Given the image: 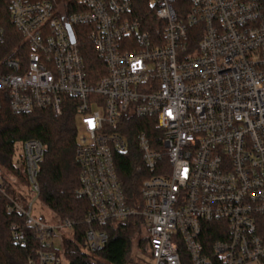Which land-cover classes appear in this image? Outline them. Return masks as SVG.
Masks as SVG:
<instances>
[{
    "label": "built area",
    "instance_id": "obj_1",
    "mask_svg": "<svg viewBox=\"0 0 264 264\" xmlns=\"http://www.w3.org/2000/svg\"><path fill=\"white\" fill-rule=\"evenodd\" d=\"M5 1L22 48L4 56L0 27V125L6 106L61 116L65 99L74 100L89 250L108 244V224L139 217L153 264H183L182 250L192 264H264L262 0H155V33L132 0ZM85 38L106 72L96 81L81 53ZM127 118L154 119L162 133L157 149L146 133L137 138L148 174L141 209L128 205L116 168L130 148L120 132ZM18 151L17 175L8 177L16 197L4 190L0 165V194L25 219L10 226L13 243L26 248L31 229L43 249L29 264H66L74 223L33 216L45 146L27 140Z\"/></svg>",
    "mask_w": 264,
    "mask_h": 264
},
{
    "label": "trees",
    "instance_id": "obj_2",
    "mask_svg": "<svg viewBox=\"0 0 264 264\" xmlns=\"http://www.w3.org/2000/svg\"><path fill=\"white\" fill-rule=\"evenodd\" d=\"M155 0H132L136 18L141 20L148 31L156 32V17L146 9ZM264 5V0H262ZM155 25V27H154ZM0 27L5 30L6 42L3 54L17 58L22 48V37L11 21L9 7L0 0ZM88 74L91 80H99L106 72L88 38L81 44ZM74 100L65 99L61 116L51 111H38L30 115H15L6 106L0 125V165L5 169L4 190L15 195L7 175H17L14 159L18 144L27 140H38L45 146V156L40 165V200L54 213L56 218L70 219L74 223L72 233L64 245L66 264H129L132 238L144 228L141 218H132L118 224H108L104 230L109 235L108 244L99 252H91L86 240L88 226L84 223L90 210V203L77 196L80 188V166L76 159L78 127ZM154 119L127 118L120 128L129 142V150L116 156V168L130 207L141 209L142 188L148 177L138 150L137 138L146 133L154 148H159L162 133L157 130ZM23 183L26 181L23 180ZM10 201L0 194V264H29L28 258L43 249L34 231L27 229L29 244L26 248L14 245L12 224L23 225L25 219L16 212L9 211ZM264 235V220L262 222ZM147 250H148V239ZM140 240L139 247L145 243ZM183 264H192L186 250H182ZM214 264H217L214 262Z\"/></svg>",
    "mask_w": 264,
    "mask_h": 264
},
{
    "label": "rangeland",
    "instance_id": "obj_3",
    "mask_svg": "<svg viewBox=\"0 0 264 264\" xmlns=\"http://www.w3.org/2000/svg\"><path fill=\"white\" fill-rule=\"evenodd\" d=\"M155 4V1L153 2ZM153 10L152 5L148 6L146 9V12L149 14ZM20 152L18 151L16 154V157L14 161L16 162L19 158ZM9 175H7V178ZM17 186L19 187L18 190L23 196H27L30 198V200H35L34 195L30 192V189L25 186L20 184L18 181L16 182ZM33 216L36 217L37 219L44 220L45 222L48 223H53L55 221V215L49 209L46 205L42 203L39 199H36L34 201V210H33ZM147 239V233L145 231V228H142L140 232H136V234L133 236L132 241H133V247L131 254L129 256V264H153L152 260L149 258V253L147 250V242H145ZM140 240H143L145 243L143 244V247H139V242ZM56 247L61 250L62 246L61 243L58 242L56 244Z\"/></svg>",
    "mask_w": 264,
    "mask_h": 264
}]
</instances>
